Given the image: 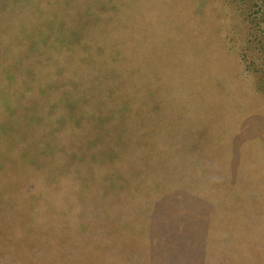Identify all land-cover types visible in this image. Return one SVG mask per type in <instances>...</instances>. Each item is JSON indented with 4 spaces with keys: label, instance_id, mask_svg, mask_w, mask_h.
Returning a JSON list of instances; mask_svg holds the SVG:
<instances>
[{
    "label": "rangeland",
    "instance_id": "rangeland-1",
    "mask_svg": "<svg viewBox=\"0 0 264 264\" xmlns=\"http://www.w3.org/2000/svg\"><path fill=\"white\" fill-rule=\"evenodd\" d=\"M223 24L244 39L228 0H0V264H264V96Z\"/></svg>",
    "mask_w": 264,
    "mask_h": 264
},
{
    "label": "trees",
    "instance_id": "trees-1",
    "mask_svg": "<svg viewBox=\"0 0 264 264\" xmlns=\"http://www.w3.org/2000/svg\"><path fill=\"white\" fill-rule=\"evenodd\" d=\"M228 1L239 10L240 15L243 17L247 28L246 35L243 40L242 38L237 39L235 33H229L230 29L224 25L225 23L220 25L218 30L214 27L213 32L215 30L216 36H219L218 41H225V38L232 41V48L241 65L239 75L252 77L256 90L264 96V0ZM103 62L106 63V59L101 61L102 64H104ZM100 69H103V67L99 65L98 70ZM125 88L127 89V87ZM109 115L108 113L107 116ZM93 156L95 155L93 154ZM115 156L116 153H110L109 158L106 159L113 161L118 157ZM77 157L80 162H84V157L81 154H77ZM125 235L129 243L135 241L133 233H125Z\"/></svg>",
    "mask_w": 264,
    "mask_h": 264
}]
</instances>
